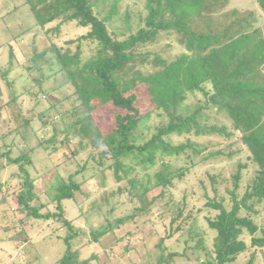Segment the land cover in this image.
Returning a JSON list of instances; mask_svg holds the SVG:
<instances>
[{
    "label": "rangeland",
    "instance_id": "rangeland-1",
    "mask_svg": "<svg viewBox=\"0 0 264 264\" xmlns=\"http://www.w3.org/2000/svg\"><path fill=\"white\" fill-rule=\"evenodd\" d=\"M114 1L100 6L102 15L109 13ZM117 1V13L108 28L113 36L123 38L138 29L147 10L144 0ZM227 7L259 9L256 0H229ZM57 23L40 27L24 0H0V151L30 157L26 167L36 193L32 204L42 212L58 211V180L67 181L69 174L80 171L74 177L80 191L62 202L64 216L81 229L74 240L77 264H201L206 251L211 253L213 248L214 233L207 219L217 213L207 203L223 201L230 207L232 192L241 198L255 177L257 165L250 160L240 132H233L225 113L206 110L208 119L201 123L226 126L231 136L197 135L194 131L168 136L173 144L187 146L183 153L166 158L171 170H183V174L171 186H150L143 194L142 185L152 184L160 164L145 170L136 161L126 160L134 170L121 171L117 177L114 160L97 155L104 147L78 149L77 139L71 137L70 145H63L67 126L83 113L84 106L67 73L58 70L53 48L70 47L74 53L78 41L70 44L68 40L77 39L89 28L74 21L59 27ZM80 45L85 62L96 45L88 41ZM148 48L168 60L184 50L165 33ZM186 102L192 108L203 103V93L189 94ZM25 120H30L29 126ZM163 120L165 117L153 113L138 130L140 141L149 138ZM52 137L57 150L46 147ZM239 171L236 187L234 177ZM136 179L137 188L131 182ZM22 181L18 165L0 159V264H59L66 249L64 228L57 219H31L20 211L17 196ZM253 205V220L264 227V200ZM143 207L151 210L139 213L138 208ZM250 238V234L244 235L248 245ZM252 251L248 248L232 264L250 260L251 264H264L262 252L252 255Z\"/></svg>",
    "mask_w": 264,
    "mask_h": 264
},
{
    "label": "trees",
    "instance_id": "trees-1",
    "mask_svg": "<svg viewBox=\"0 0 264 264\" xmlns=\"http://www.w3.org/2000/svg\"><path fill=\"white\" fill-rule=\"evenodd\" d=\"M107 1L24 0L40 27L57 21L59 27L74 21L89 28L77 39L68 40L70 44L78 41L74 53H70V47L53 48L60 64L58 70L67 73L84 106L83 113L67 126L63 145L69 146L71 137L77 139L78 149L104 147L97 155L114 160L112 166L117 177L121 171L128 174L134 170L126 165V160L136 161L145 170L160 164L162 167L154 173L152 184L142 185L145 194L150 186H171L183 174V170H171L166 158L183 153L187 146L173 144L168 136L192 131L197 135L231 136L226 126L201 123L202 119H208L206 110L225 113L233 132H240L257 168L241 198L232 192L230 207L223 201L207 203L217 213L207 219L214 233L213 248L211 253L206 251L201 264H232L250 247L252 255L262 252L264 262V227H259L252 217L253 204L264 200V0H256L258 10L228 9L229 0H144L147 12L141 25L123 38L113 36L108 28V22L117 13L118 1H114L109 13L102 15L100 6ZM162 33L173 36L184 49L172 60L148 48L159 41ZM82 41L96 45L95 53L85 62ZM198 91L203 93L204 102L192 108L186 101L189 94ZM153 113L165 120L149 138L140 141L138 130ZM29 125L30 120H25V126ZM56 145L52 137L46 147L57 150ZM72 153L75 154L74 149ZM2 158L17 164L23 177L17 196L20 211H26L31 219L59 220L66 245L59 264H77L74 240L81 229L64 216L62 202L73 199L75 192L80 191L81 186L74 178L80 171L69 174L67 181L58 180L55 186L58 211L42 212L40 206L32 204L36 193L26 167L30 157L26 154L14 157L8 150L0 151ZM234 178L238 187L240 171ZM147 181L150 183V175ZM131 182L137 188V179ZM138 210L146 214L151 209ZM193 230L194 227L189 231ZM246 233L251 235L249 245L244 239ZM246 264H251V260Z\"/></svg>",
    "mask_w": 264,
    "mask_h": 264
}]
</instances>
